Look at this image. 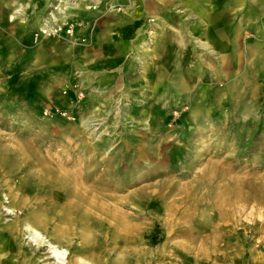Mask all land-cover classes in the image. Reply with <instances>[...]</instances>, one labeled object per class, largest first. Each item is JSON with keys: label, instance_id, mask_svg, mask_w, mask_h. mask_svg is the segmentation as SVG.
<instances>
[{"label": "rangeland", "instance_id": "obj_1", "mask_svg": "<svg viewBox=\"0 0 264 264\" xmlns=\"http://www.w3.org/2000/svg\"><path fill=\"white\" fill-rule=\"evenodd\" d=\"M65 1L23 31L0 6V264H264V23L239 61L144 106L86 80L71 49L94 28L54 22Z\"/></svg>", "mask_w": 264, "mask_h": 264}, {"label": "crops", "instance_id": "obj_2", "mask_svg": "<svg viewBox=\"0 0 264 264\" xmlns=\"http://www.w3.org/2000/svg\"><path fill=\"white\" fill-rule=\"evenodd\" d=\"M58 2L0 0L3 21L20 31L33 20L40 27ZM112 2L127 8L108 11ZM51 13L54 22L82 23L78 36L94 28L91 46L71 49L88 82L119 87L122 97L145 106L155 98L178 102L183 91L201 80L198 72L215 71L218 64L227 69L232 56L239 61L244 49L249 51L244 47L246 25L264 23V0H67ZM204 55L212 58L203 62Z\"/></svg>", "mask_w": 264, "mask_h": 264}, {"label": "bare ground", "instance_id": "obj_3", "mask_svg": "<svg viewBox=\"0 0 264 264\" xmlns=\"http://www.w3.org/2000/svg\"><path fill=\"white\" fill-rule=\"evenodd\" d=\"M87 10V9H86ZM194 14V13H193ZM47 27V26H46ZM187 32V31H186ZM189 33V32H188ZM177 34V33H176ZM221 40V39H220ZM180 41V40H179ZM178 41V42H179ZM176 42V41H175ZM177 42V43H178ZM163 45H165V44H163ZM178 45H179V43H178ZM181 46V45H180ZM182 47V46H181ZM184 50V49H183ZM42 57H44V55L42 56ZM228 58H229V56H228ZM55 62V61H54ZM64 63V62H63ZM252 71V70H251ZM248 75V74H247ZM211 83V82H210ZM24 84V83H23ZM212 86V85H211ZM9 87V86H8ZM7 87V88H8ZM58 88V87H57ZM119 88V87H118ZM117 88V89H118ZM44 89V88H43ZM160 91V90H159ZM176 100V99H175ZM193 100V99H192ZM176 102V101H175ZM200 103H202V102H200ZM180 115V114H179ZM193 115V114H192ZM194 117V116H193ZM195 119V118H194ZM83 121V120H82ZM88 121V120H87ZM166 121H167V119H166ZM169 121V120H168ZM167 121V122H168ZM149 123L151 122V121H148ZM178 122V121H177ZM176 122V123H177ZM179 123V122H178ZM187 129H188V127H187ZM8 154V153H7ZM6 155V154H5ZM4 155V156H5ZM6 157V156H5ZM5 162V161H4ZM6 163V162H5ZM9 164V163H8ZM11 164V163H10ZM16 164V163H15ZM8 166V165H7ZM11 165H9V167H10ZM3 168V167H2ZM9 169V168H8ZM12 171V170H11ZM44 174V173H43ZM33 175V174H32ZM31 177V176H30ZM37 178V177H36ZM31 179V178H30ZM39 181V180H38ZM118 203H121V202H118ZM129 203V202H128ZM117 204V203H116ZM100 206V205H99ZM9 210H11V209H9ZM63 210V209H62ZM70 210V209H69ZM50 211V210H49ZM53 211V210H52ZM72 211H74V210H72ZM64 212H66V211H64ZM63 212V213H64ZM50 213V212H49ZM66 214H67V212H66ZM82 215V214H81ZM113 215L115 216L114 218H115V227H120V226H122V225H124L125 223V221L127 220L126 219V216L124 215V214H122V213H116V212H114L113 213ZM63 217H64V214H63ZM149 217H151V216H149ZM69 218V217H68ZM135 218H137V217H135ZM44 220H46L45 218H44ZM66 220V219H65ZM41 221H43V220H41ZM211 221V220H210ZM33 222H35V220L33 221ZM40 222V221H39ZM45 222V221H44ZM171 222V221H170ZM41 223V222H40ZM63 223V222H62ZM135 223V222H134ZM155 223V222H154ZM207 223V222H206ZM157 224H158V221H157ZM174 224H176L175 222H174ZM177 224H178V222H177ZM180 224V223H179ZM208 224V223H207ZM134 225V224H133ZM163 225V224H162ZM36 226V225H35ZM139 226V225H138ZM172 226V225H171ZM170 226V227H171ZM182 226V225H181ZM41 227V226H40ZM123 227V226H122ZM126 228H127V230H129L130 228H129V226H125ZM155 227V226H154ZM161 227V226H160ZM107 228V227H106ZM143 229V228H142ZM155 229H156V227H155ZM28 230L31 232V235H32V238L34 239V241H37V243L39 244V246L40 247H42L43 245H41V242H44L43 241V239H44V237H43V235L41 234V232L40 231H38L35 227H33V226H28ZM91 231V230H90ZM154 231V230H153ZM205 231V230H204ZM92 232V231H91ZM108 232V231H107ZM156 232V231H155ZM75 233V232H74ZM141 233V232H140ZM193 233V232H192ZM195 233V232H194ZM92 234V233H91ZM232 234V233H231ZM116 235V234H115ZM167 235V234H166ZM65 236V235H64ZM153 236V235H152ZM113 237V236H112ZM64 238H66V237H64ZM126 238V237H125ZM121 239H123V238H120L119 240H121ZM130 239V238H129ZM45 240V239H44ZM61 239H59V241H60ZM115 240H116V238H115ZM131 240V239H130ZM136 241V240H135ZM137 242V241H136ZM81 243V242H80ZM109 243V242H108ZM118 243V242H117ZM145 243H147V242H145ZM107 244V243H106ZM165 244V243H164ZM80 245V244H79ZM128 245V244H127ZM147 245H148V243H147ZM150 245V244H149ZM148 245V246H149ZM106 246V245H105ZM159 246V245H158ZM163 246V245H162ZM188 247V246H187ZM50 248H51V252L53 253V257H56L58 260H60V261H63L64 259H65V253H66V251H62V250H59L55 245H52V244H50ZM114 248V247H113ZM38 249H39V247H38ZM127 249V248H126ZM130 249H131V247H130ZM133 250V249H132ZM115 252V251H114ZM134 252H136V250L134 251ZM197 252V251H196ZM110 253V252H109ZM156 254V253H155ZM162 254V253H161ZM109 255V254H108ZM172 255V254H171ZM220 255V254H219ZM101 256V255H100ZM162 256V255H161ZM169 256H170V254H169ZM196 258V257H195ZM172 259V258H171ZM163 260V259H162ZM161 260V261H162ZM207 260V259H206ZM205 260V261H206ZM114 261V260H113ZM202 261V260H201ZM86 262V261H85ZM148 262V261H147ZM203 262V261H202ZM1 263V262H0ZM108 263V262H107ZM118 263L120 264V261H119V259H118ZM167 263V262H166ZM70 264H78V263H76V262H71ZM90 264H94V263H90ZM113 264V263H112ZM149 264V263H148Z\"/></svg>", "mask_w": 264, "mask_h": 264}, {"label": "built area", "instance_id": "obj_4", "mask_svg": "<svg viewBox=\"0 0 264 264\" xmlns=\"http://www.w3.org/2000/svg\"><path fill=\"white\" fill-rule=\"evenodd\" d=\"M62 28L63 27H61V26H52V27H50V29L48 28V29H44L43 30V33H48V32H51V30H53V31H55V32H59V31H61L62 30ZM66 31H67V33L68 34H72L73 35V33H74V28H73V26H69L67 29H66Z\"/></svg>", "mask_w": 264, "mask_h": 264}]
</instances>
